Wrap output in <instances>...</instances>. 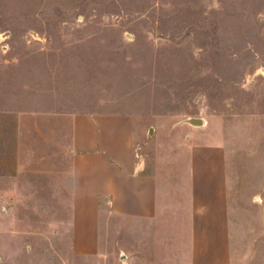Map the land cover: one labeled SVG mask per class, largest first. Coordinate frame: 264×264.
Segmentation results:
<instances>
[{
    "label": "rangeland",
    "instance_id": "374dc122",
    "mask_svg": "<svg viewBox=\"0 0 264 264\" xmlns=\"http://www.w3.org/2000/svg\"><path fill=\"white\" fill-rule=\"evenodd\" d=\"M75 114L130 116L139 155L201 119L190 128L230 151L229 201L250 210L264 197L248 173L264 155V0H0V264H138L118 232L71 252Z\"/></svg>",
    "mask_w": 264,
    "mask_h": 264
},
{
    "label": "crops",
    "instance_id": "0c3cea01",
    "mask_svg": "<svg viewBox=\"0 0 264 264\" xmlns=\"http://www.w3.org/2000/svg\"><path fill=\"white\" fill-rule=\"evenodd\" d=\"M182 129L188 137L171 135L139 155L141 136L130 116L71 117L73 254L94 256L102 238L118 232L122 255H134L138 264H264L263 195L241 213L229 201L227 145ZM255 159L248 173L264 191V155Z\"/></svg>",
    "mask_w": 264,
    "mask_h": 264
},
{
    "label": "water",
    "instance_id": "95a60500",
    "mask_svg": "<svg viewBox=\"0 0 264 264\" xmlns=\"http://www.w3.org/2000/svg\"><path fill=\"white\" fill-rule=\"evenodd\" d=\"M184 123L186 125H190V126H202L203 125V121L201 119L198 118H189L187 120L184 121ZM121 259L124 260L125 257L122 255Z\"/></svg>",
    "mask_w": 264,
    "mask_h": 264
}]
</instances>
